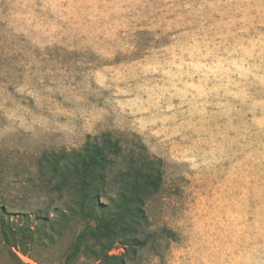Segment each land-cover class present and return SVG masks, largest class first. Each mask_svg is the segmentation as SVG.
<instances>
[{
    "label": "rangeland",
    "instance_id": "rangeland-1",
    "mask_svg": "<svg viewBox=\"0 0 264 264\" xmlns=\"http://www.w3.org/2000/svg\"><path fill=\"white\" fill-rule=\"evenodd\" d=\"M110 133L159 188L125 264H264V0H0V208L33 240L0 264H62L87 223L43 152ZM88 224H93L89 221ZM70 264H98L87 251Z\"/></svg>",
    "mask_w": 264,
    "mask_h": 264
},
{
    "label": "trees",
    "instance_id": "trees-1",
    "mask_svg": "<svg viewBox=\"0 0 264 264\" xmlns=\"http://www.w3.org/2000/svg\"><path fill=\"white\" fill-rule=\"evenodd\" d=\"M124 170L114 177L115 189L105 202L107 176L113 158L122 154V146L110 133L101 134L98 141H86L79 149L43 152L37 162L39 175L51 190L73 193L70 208L87 221L77 233L70 251L62 264L70 262L82 252L90 240L87 251L98 264H125L122 255L110 254L120 238L131 249L142 246L144 240L136 237L137 229L145 220V196L156 191L161 177L141 146H134ZM28 216L14 221L0 208V246L14 248L25 254L21 247L33 240V229ZM92 221L93 224H88Z\"/></svg>",
    "mask_w": 264,
    "mask_h": 264
}]
</instances>
